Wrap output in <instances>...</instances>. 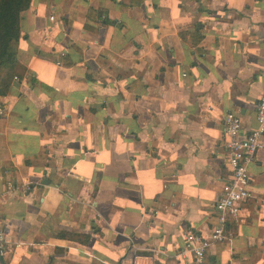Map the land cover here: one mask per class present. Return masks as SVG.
Instances as JSON below:
<instances>
[{
  "label": "crops",
  "instance_id": "obj_1",
  "mask_svg": "<svg viewBox=\"0 0 264 264\" xmlns=\"http://www.w3.org/2000/svg\"><path fill=\"white\" fill-rule=\"evenodd\" d=\"M19 30L0 228L20 246L4 264H190L184 235H209L230 175L224 116L240 139L257 126L264 0H32ZM248 174L204 264H264V148Z\"/></svg>",
  "mask_w": 264,
  "mask_h": 264
},
{
  "label": "built area",
  "instance_id": "obj_2",
  "mask_svg": "<svg viewBox=\"0 0 264 264\" xmlns=\"http://www.w3.org/2000/svg\"><path fill=\"white\" fill-rule=\"evenodd\" d=\"M4 110L0 106V116ZM228 152L229 178L222 186V192L215 204V223L207 237L194 232L184 235V245L178 257L192 256L190 264H204L207 251L215 244L230 241L229 225L237 223L241 207L252 198L249 186L248 164L254 154L264 148V94L256 105V128L244 139H240L241 119L234 113H227L223 119ZM9 192L14 190L8 184ZM20 246L16 233L7 226L0 228V246L8 248ZM133 249L135 247L133 246Z\"/></svg>",
  "mask_w": 264,
  "mask_h": 264
},
{
  "label": "trees",
  "instance_id": "obj_3",
  "mask_svg": "<svg viewBox=\"0 0 264 264\" xmlns=\"http://www.w3.org/2000/svg\"><path fill=\"white\" fill-rule=\"evenodd\" d=\"M32 0H0V98L5 96L17 77V43L20 38L19 22ZM74 239L77 237L62 236ZM78 241L81 239L77 238ZM88 238L82 239L87 242Z\"/></svg>",
  "mask_w": 264,
  "mask_h": 264
},
{
  "label": "water",
  "instance_id": "obj_4",
  "mask_svg": "<svg viewBox=\"0 0 264 264\" xmlns=\"http://www.w3.org/2000/svg\"><path fill=\"white\" fill-rule=\"evenodd\" d=\"M1 246H0V264H4V261H3V257H2V255H1Z\"/></svg>",
  "mask_w": 264,
  "mask_h": 264
}]
</instances>
